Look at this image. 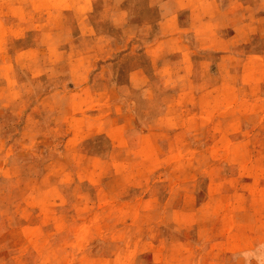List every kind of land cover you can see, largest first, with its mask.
Wrapping results in <instances>:
<instances>
[{
	"label": "rangeland",
	"instance_id": "obj_1",
	"mask_svg": "<svg viewBox=\"0 0 264 264\" xmlns=\"http://www.w3.org/2000/svg\"><path fill=\"white\" fill-rule=\"evenodd\" d=\"M0 264H264V0H0Z\"/></svg>",
	"mask_w": 264,
	"mask_h": 264
}]
</instances>
